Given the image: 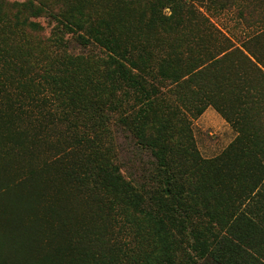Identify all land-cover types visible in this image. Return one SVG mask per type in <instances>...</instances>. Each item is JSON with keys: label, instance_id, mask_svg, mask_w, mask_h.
I'll return each mask as SVG.
<instances>
[{"label": "trees", "instance_id": "trees-1", "mask_svg": "<svg viewBox=\"0 0 264 264\" xmlns=\"http://www.w3.org/2000/svg\"><path fill=\"white\" fill-rule=\"evenodd\" d=\"M186 5L0 0V264H264V99L248 82L254 107L233 117L230 104L264 62L233 47L194 58ZM39 18L55 23L46 45L29 33ZM211 106L239 136L207 160L192 124ZM116 115L153 159L131 179L106 139Z\"/></svg>", "mask_w": 264, "mask_h": 264}, {"label": "rangeland", "instance_id": "rangeland-1", "mask_svg": "<svg viewBox=\"0 0 264 264\" xmlns=\"http://www.w3.org/2000/svg\"><path fill=\"white\" fill-rule=\"evenodd\" d=\"M9 1L25 2L27 0ZM185 1H187V5L183 6L181 12L182 18H180L179 22L181 23L182 28H187V30L194 29L193 32L195 33V38H190L184 46H193L194 58H199L201 60H208L211 57H216L218 54L222 53L224 49H228L231 46V44L224 38L220 37L218 34L216 35V33L214 34V28L219 27L218 25L226 28H233L232 31H235L239 39L236 41L239 43L245 37V30L241 28L246 23H250L247 22V20H250V17L254 20L257 19V17L253 18V16H251L252 10L248 7V5H246V3L251 0ZM165 13L167 16L171 15L169 9L165 10ZM31 23L41 26V30L37 32H29L34 36L36 41H40L46 45L55 37V23L52 20L46 18L31 19ZM210 25L214 26L212 29L213 32L210 31ZM172 30L173 29L168 30V34L166 35L168 40L175 39L179 36L171 34ZM159 34L163 37L165 36L161 32H159ZM202 39L203 41L200 42ZM222 47H224V49ZM230 49L228 52L223 53L221 57L225 54L229 55L231 51ZM72 52L76 55L81 54V51L78 50L77 47H74ZM92 55H100L104 58L102 52L98 50L93 51ZM187 55L188 52H186L185 57ZM239 65L238 55L230 56L227 64L225 65L226 69L230 72L231 77H234V79H232L234 82H238L240 76H242L240 75L241 73L239 69L241 67ZM255 82L256 80L253 81V83ZM234 84L239 85V83ZM246 85H249V83L244 81V84L241 86L242 89L238 88L234 91L235 94L230 96L233 117L236 112L254 107L248 102V89H246ZM233 88L234 87H232V89ZM259 113L260 115L258 119L261 126L259 127L258 132L254 134L262 136L264 135V108L261 109ZM36 114H38V112ZM118 119L119 115H116V117L111 121L113 124L110 125L108 138L106 139H108L110 143L112 142L111 146L115 152V160L119 166H122L123 175H125L128 179H131L133 175L136 176V174L139 173L141 167L143 168V166L147 167L148 165H151L153 159L149 152H139V148L135 146V136L127 132L124 128L117 126L115 122L118 121ZM254 121L257 125V121L255 119ZM192 128L196 148L200 156L207 160L220 156L239 136L238 129L233 128V126L212 106L206 109L202 116L193 121ZM72 203L79 218L87 216L88 208L80 199H74L72 200ZM137 217L140 216L136 215L135 218ZM113 226L114 223L112 227ZM113 230L116 232L114 236V239H116L117 235L122 233L121 218H119V224H116ZM127 240H130V236L125 235L124 241Z\"/></svg>", "mask_w": 264, "mask_h": 264}, {"label": "crops", "instance_id": "crops-1", "mask_svg": "<svg viewBox=\"0 0 264 264\" xmlns=\"http://www.w3.org/2000/svg\"><path fill=\"white\" fill-rule=\"evenodd\" d=\"M246 5H248V7L252 10L251 16H253V18L257 17V19L254 20L250 17V20H247V22L250 23H246L241 28L245 30V37L241 40V42L238 43L236 41L239 39L235 31H232L233 28H226L218 25L219 27H217V29H219L227 37V41L231 44L230 48L233 47L234 49H241L252 60L256 61L257 59H260L264 62V18H260L264 17V0H251L247 2ZM259 66L264 72V63H260ZM244 79L246 82L250 83L252 91H258L262 94L264 99L263 76L261 74H257L251 69L246 73V75L244 74ZM255 80L256 82L253 83ZM250 104L252 105L253 102H250ZM260 105L264 106V103H261Z\"/></svg>", "mask_w": 264, "mask_h": 264}]
</instances>
